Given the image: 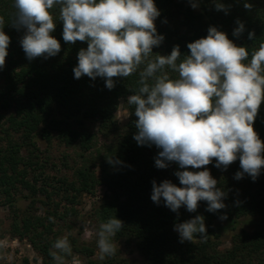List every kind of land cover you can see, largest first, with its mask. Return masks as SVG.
<instances>
[{
    "label": "trees",
    "instance_id": "1",
    "mask_svg": "<svg viewBox=\"0 0 264 264\" xmlns=\"http://www.w3.org/2000/svg\"><path fill=\"white\" fill-rule=\"evenodd\" d=\"M192 2L199 8H192ZM217 2L227 7V13L216 9ZM154 3L160 11L155 20L157 32L165 39L159 47L153 48V58L157 53L169 55L178 45L183 59L184 55L190 54L187 44L206 37L210 26L225 32L238 46L248 48L249 59L251 52L264 42V0H154ZM244 3L252 4L251 10L245 9ZM13 4L14 0H0V15L5 18L3 31L10 37L8 56L2 69L4 84L0 89V130L9 137L6 147L0 149V207L13 210L12 236L29 240L44 264H55L50 255L57 239L54 223L50 217L38 216L35 205L37 202L45 204L43 199H38V193L52 199L47 189L51 183L40 188L36 185L41 180L37 172L44 170L39 138L50 144L56 134L67 146H79L83 156L90 153L83 157L74 181H59L63 185L60 189L64 190V200L72 205L67 214H75L74 207L83 194L94 195L99 185L106 186L109 193L97 210L99 220L104 223L115 216L123 221L124 227L114 237V242L134 240L142 257L140 264H264V169L255 181L247 174L236 180L235 173L241 171L239 160L227 170L216 168L215 161L207 165L218 181L217 187L227 193L223 200L226 208L215 213L206 211L205 201L199 202L197 211L192 213L182 206L177 214L164 205L163 199L157 205L151 200L152 182L160 184L167 179L181 186L174 175L180 169L175 163L158 169L155 158L160 149L155 145L140 146L134 139L138 118L134 114L135 106L129 105L127 98L138 89L139 71L143 65L130 77H114L115 86L111 90L105 86L102 77L76 79L73 69L78 64V52L87 47V42H64L58 6L51 10L56 22L52 35L61 43L60 53L48 59L39 57L29 61L20 44L24 30L18 31L10 23L15 12ZM237 20L245 25L239 37L233 35L238 27ZM249 32L255 33L252 40L248 39ZM168 71L176 77V73ZM121 100L130 112L126 133L114 146L92 153L95 137L86 124L98 122L101 131H114ZM254 129L264 141V103ZM25 150L27 155H24ZM109 159L122 163H109ZM96 167L101 169V177L97 175ZM21 188L29 190L33 198L25 213L17 209L16 192ZM51 215L55 216V213ZM196 215L205 217L207 238L197 236L193 242L181 243L174 225ZM222 215L227 219L221 220ZM257 215L263 217V226L253 231L242 230L232 237L230 249L220 251L218 239L223 227L216 226L217 222L225 221L226 226L239 225L241 218ZM70 244L72 256L75 253L87 257L95 255L93 247L80 244L76 239H71ZM72 256H66L65 261L71 260ZM106 259L103 264H135L121 256L118 250L115 256ZM89 264L96 263L91 261Z\"/></svg>",
    "mask_w": 264,
    "mask_h": 264
},
{
    "label": "clouds",
    "instance_id": "2",
    "mask_svg": "<svg viewBox=\"0 0 264 264\" xmlns=\"http://www.w3.org/2000/svg\"><path fill=\"white\" fill-rule=\"evenodd\" d=\"M57 6L64 42H87L78 52V64L73 69L76 79L102 77L111 90L114 77H130L143 65L138 89L127 98L138 118L134 139L140 146L160 149L155 158L158 169L170 163L180 169L174 175L181 186L167 179L160 184L152 182L154 203L159 205L163 199L164 205L177 214L182 206L196 212L201 201L207 202L208 212L226 208L223 200L227 193L217 187V179L206 167L213 161L216 168L227 170L239 160L241 171L235 173L236 180L245 174L253 181L259 177L264 169V141L254 122L264 103V42L249 59L248 48L210 26L206 37L187 44L190 54L183 59L178 45L169 55L157 53L153 58V48L165 39L155 25L160 11L154 0H14L10 23L16 30H24L20 44L29 61L60 53L61 43L52 35L56 22L51 10ZM191 6L197 8L198 4L192 2ZM215 7L228 11L223 3L217 2ZM252 7L244 3L245 9ZM237 24L233 35L239 37L245 25L239 20ZM4 26L5 18L0 15V69L5 66L10 44ZM254 36V32L248 33L249 40ZM123 227V221L115 216L99 225L100 260L116 255L114 237ZM174 231L181 243L208 235L203 215L175 224ZM52 248L55 264H65V257L73 254L67 237L56 239Z\"/></svg>",
    "mask_w": 264,
    "mask_h": 264
},
{
    "label": "rangeland",
    "instance_id": "3",
    "mask_svg": "<svg viewBox=\"0 0 264 264\" xmlns=\"http://www.w3.org/2000/svg\"><path fill=\"white\" fill-rule=\"evenodd\" d=\"M3 84L4 78L2 76V69H0V89ZM129 120L130 112L126 107L125 101L121 100L116 116L117 126L114 131H101L98 122H88L86 124L87 129L95 137L92 153H96L95 151L99 149L104 151L107 146H114L118 139L126 133ZM2 127H7V125H2ZM7 139H9L7 134L0 130V149L6 147ZM38 145L44 170L43 172H37L41 175V180L38 183H33H36L38 188L51 183L52 186L47 189L52 199L50 200L43 194L38 193V199L40 201L43 199L45 204L37 202L35 213L41 217L52 218L57 239L67 237L69 242L71 239H76L80 244H85L95 249L94 256L87 257L86 255L75 253L71 260L65 261V264H89L91 261L96 264L105 263L106 258L104 260L99 259L98 237L96 233L101 224L97 210L108 195V189L104 185H99L94 195L83 194L78 199V204L74 207L75 214H67V211L70 212L72 205L64 200V190L60 189L63 185L59 182L61 179H66L70 182L74 181L75 172L82 165L83 157L89 156L90 153L83 156V152L79 146H67L56 134H54L50 144L46 140L39 138ZM24 155H27L26 150L24 151ZM95 171L101 177V169L96 167ZM16 198L17 209L25 213L29 209V203L33 200L31 193L29 190L21 188L16 192ZM57 207H59L58 212H55ZM51 213H55V216L51 215ZM13 218V210H10L8 207H0V242H4V247H0V264H44L43 258L29 240H19L12 236L11 224ZM216 226L223 227L218 243L220 251H226L232 247L233 236L241 233L242 230L253 231L263 226V217L261 215L244 217L240 219L239 225L232 224L226 226L225 221H219L216 223ZM115 243L121 256L135 264L142 263V257L134 240L128 241L122 239L115 241Z\"/></svg>",
    "mask_w": 264,
    "mask_h": 264
}]
</instances>
